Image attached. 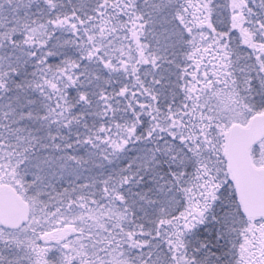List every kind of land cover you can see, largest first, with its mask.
<instances>
[{"label": "snow or ice", "instance_id": "obj_1", "mask_svg": "<svg viewBox=\"0 0 264 264\" xmlns=\"http://www.w3.org/2000/svg\"><path fill=\"white\" fill-rule=\"evenodd\" d=\"M0 264H264V0H0Z\"/></svg>", "mask_w": 264, "mask_h": 264}]
</instances>
